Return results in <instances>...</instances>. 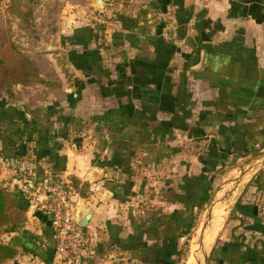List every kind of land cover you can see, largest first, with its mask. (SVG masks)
<instances>
[{
  "label": "crops",
  "instance_id": "1",
  "mask_svg": "<svg viewBox=\"0 0 264 264\" xmlns=\"http://www.w3.org/2000/svg\"><path fill=\"white\" fill-rule=\"evenodd\" d=\"M122 1L101 0L100 12L120 25L116 29L82 24L77 12L64 11L63 37L81 28L91 37L81 48L68 39L56 45L54 36L52 48L84 52L92 69L75 68L66 56L72 76L61 83V98L39 102L33 111L0 104V182L20 204L30 199L25 221L3 229L0 241H14L18 249L3 264H45L22 247L25 233L41 256L52 250L53 264L49 221L37 208L46 198L40 183L53 177L76 190L80 215L91 211L86 264H176L198 211L201 177L212 178L201 169L202 156L217 151L210 143H251L252 130L264 136V23L250 15L264 9V0H130L128 13ZM263 16L264 10L257 17ZM24 123L41 134L29 137ZM97 133L111 137L98 143ZM167 144L176 151L163 159L165 172L154 160L145 170L143 159H156ZM141 171H161L159 185L176 197L150 194V205H134L131 214V202L121 204L105 185L132 181ZM132 190L146 196L132 187L129 197ZM229 214L207 264H264V163Z\"/></svg>",
  "mask_w": 264,
  "mask_h": 264
},
{
  "label": "rangeland",
  "instance_id": "2",
  "mask_svg": "<svg viewBox=\"0 0 264 264\" xmlns=\"http://www.w3.org/2000/svg\"><path fill=\"white\" fill-rule=\"evenodd\" d=\"M87 1L88 0H4L0 2V20H2L5 29L8 31L11 42L16 46L18 51H20L34 63L38 73L37 80L32 81L28 85L15 84L12 85L8 91L4 89L0 90V104H2V102L6 104L9 103L10 105L13 104L15 106L24 107L33 111L32 108L35 105H39V102H45V100L52 98L53 96H56L58 99L61 98L63 94L61 89H64V86H61V83H69L72 76V74L68 73L67 68L64 67L66 56H68V62L71 63L69 56L73 52L78 55L85 54L84 52H79L78 49L71 48V46H65V48H70L69 54L68 52L65 53V51L63 52L61 50L56 51L54 48H52V46H54V36L58 40L56 45H58L57 43L60 45L65 43L64 45H67L66 43L70 39V37L65 38L60 34L62 28H65L68 23L64 17L66 15L64 11L67 12L72 10L77 12L76 21H79L82 24L95 23L107 28H114L111 26V24L120 26L112 18H106V16L102 14L103 12H100L102 6L98 9L95 7L94 3L89 5ZM121 4H123V7L125 5V9H127L125 10V13H128L132 8L130 7V9H128V7L132 5L130 0H123ZM80 15L83 16L82 19L78 18ZM93 16L100 17L106 23H97L95 20H92ZM122 30L123 27L121 28V31ZM75 46H80L81 48L83 47L81 45ZM59 52L63 54H60ZM56 63L59 64L58 66H62L56 68ZM67 77L69 80H67ZM42 105H46V103ZM258 118L259 120L262 119L260 116ZM262 121L261 124H264ZM261 124L259 123L258 125ZM2 128L3 127H0V131ZM97 134L98 143H107L111 137V135H109L108 139H104L102 138L103 136L101 134ZM250 136L251 139L249 141L251 143H246V139H244L245 143H234L236 146L233 144L229 146L227 143H210V147H215L217 144V151L210 150L208 151L209 154L206 153L207 155H203L205 152L202 154L203 160L201 161V169H205V172L209 173V176L213 178L212 194L210 201L203 208V211L198 217L193 228L187 235L185 234V240L182 243L179 253L180 255L176 261V264H185V261L192 253V249L194 248V251L196 250L202 227L207 224L209 211H211L212 220L215 209L217 207H222L223 215L220 222L221 225L219 224L220 229L218 230L215 238L212 239L213 241L207 245L204 242L209 238L207 233L213 229V223L208 224V227L205 230L203 229V235L206 237L203 242L201 264L204 263L205 257H207L208 260L210 259L211 249L214 246L221 229L230 216V209L232 208L235 199L238 197L240 191L246 185L249 178L255 174L264 163V157H261V160L258 163L259 166L257 165L256 167L257 169H254L250 173L246 171L248 170V164L253 159L257 158L260 153L264 152V136L261 135L258 130H252ZM163 146L168 151H162L156 159L154 156L152 158H148V155L143 159L141 166H144L145 170H150L151 162L154 160L158 163L159 167L163 168V172H165V163H162V161L163 159L169 157L176 150L175 148L170 147L168 144ZM220 146L222 148H220ZM188 149L192 150L190 148ZM141 166L140 168H142ZM140 168L138 170H141ZM241 170L246 172L243 177H239L241 176ZM143 171L139 172L134 180H129L128 182L124 181L123 184L119 183L120 185L118 182L112 185L114 182H116V179L114 181H106L108 183L105 185L106 188H109L115 195H117L116 199L121 204L131 202V206L129 207L131 214L133 209V211H135V209L138 208L134 205L139 204V206L142 207H147L145 203L150 205V199L153 200V197L151 198L150 194L154 196V199L156 198L155 196L157 192L159 193V196L160 194L162 196L166 195V192H168L170 197H174L171 196L173 195L171 194L173 191L170 189H164L163 185H159V181L161 182L163 177L161 171L149 174L144 173ZM131 176L134 177L135 175L132 174ZM132 187H136V189H138L137 191L141 190L146 196L142 198L139 196L140 193L136 195V192L132 190L131 193L134 194V196L129 197ZM25 219L26 216L24 220ZM2 240L6 241V235L2 238ZM193 262L194 259L192 264Z\"/></svg>",
  "mask_w": 264,
  "mask_h": 264
},
{
  "label": "trees",
  "instance_id": "3",
  "mask_svg": "<svg viewBox=\"0 0 264 264\" xmlns=\"http://www.w3.org/2000/svg\"><path fill=\"white\" fill-rule=\"evenodd\" d=\"M4 0H0L2 2ZM256 8V7H255ZM263 7L259 8V11L253 10L250 15L255 17V20L258 23H264V16L260 19L258 18V14L261 13ZM91 30L88 28L77 29L71 40L73 45H81L83 47L86 46L88 42V37H91ZM85 55V54H84ZM84 55H78L74 52L70 54V61L75 65L76 68L87 71L88 69H92L90 64L91 61L87 62L84 60ZM38 77L37 68L34 63L29 60L24 54L17 50L16 46L11 42L8 31L5 29L2 20H0V90L4 89L6 91L11 88L12 85L20 84V85H28L32 81H36ZM65 118H61V121H64ZM68 122H73L74 118H68ZM25 134L29 137L33 136V133H39L41 131H37L28 123H24ZM23 134V132L21 133ZM41 134V133H39ZM38 134V135H39ZM46 136H48L49 132L46 131ZM37 135V136H38ZM17 136V135H15ZM46 139V138H45ZM39 140V139H38ZM44 140V139H43ZM206 177H201V182L199 184L198 190L199 193L195 196L196 207L198 208L196 216L190 221L185 234H188L189 231L195 225L198 217L201 215L203 208L210 201V197L212 194V181L213 178L205 179ZM185 182L188 183V178H185ZM19 198H22V195H19ZM28 200L26 199L25 205L20 204L13 195L8 191L7 187L4 186L0 182V237L3 234V229H13L22 224L25 220V212L28 208ZM193 203V202H192ZM28 204V205H27ZM47 238L53 243L54 250V242L50 235H46ZM24 242L22 247L27 248L31 253L35 254L45 264H50L49 257L52 255L51 251H45V256H41L40 252L35 249V247L29 246L28 244H32V237L28 236L26 233L23 236ZM34 244V243H33ZM51 247V245H49ZM52 248V247H51ZM18 254V249L16 243L14 241H9L8 243H2L0 241V264H3L7 261L14 259Z\"/></svg>",
  "mask_w": 264,
  "mask_h": 264
},
{
  "label": "built area",
  "instance_id": "4",
  "mask_svg": "<svg viewBox=\"0 0 264 264\" xmlns=\"http://www.w3.org/2000/svg\"><path fill=\"white\" fill-rule=\"evenodd\" d=\"M92 20L99 24L106 23L96 16H93ZM111 26L116 28V25L111 24ZM40 185L46 192V198L37 205V208L46 215L49 221L48 230L54 242L52 263L86 264L85 228H79L74 220L77 207L76 190L69 183L54 177L46 179Z\"/></svg>",
  "mask_w": 264,
  "mask_h": 264
},
{
  "label": "water",
  "instance_id": "5",
  "mask_svg": "<svg viewBox=\"0 0 264 264\" xmlns=\"http://www.w3.org/2000/svg\"><path fill=\"white\" fill-rule=\"evenodd\" d=\"M94 4H95V7L99 9V8H101L102 2H101V0H94ZM260 154H264V152L260 153ZM245 173H246L245 171H242L240 177H243L245 175ZM79 207L80 206L76 207L74 220H75L76 225L79 228L84 229L87 226V223L89 221V218H90V215H91V211L90 210H84V211H82V213L80 215L81 211H79ZM208 216L209 217H208V220H207V224H205L202 227V230H201V233H200V237H199V241L197 243L198 244V248H197V251L195 252V256H194V264H201V257H202V254H203V232H204L203 229L205 230L208 227V223H209V221L211 219L210 214H208ZM207 260L208 259L206 257L205 264H207Z\"/></svg>",
  "mask_w": 264,
  "mask_h": 264
},
{
  "label": "bare ground",
  "instance_id": "6",
  "mask_svg": "<svg viewBox=\"0 0 264 264\" xmlns=\"http://www.w3.org/2000/svg\"><path fill=\"white\" fill-rule=\"evenodd\" d=\"M264 154H260L257 158H255V159H253L252 161H254V160H256V159H259V158H261V157H264L263 156ZM251 161V162H252ZM260 161H255V162H253L252 164H248L249 166H248V170H246V171H248L249 173L250 172H252L254 169H257L256 167H257V165H258V163H259ZM259 166V165H258ZM243 167V166H242ZM244 168V167H243ZM259 168V167H258ZM242 169V168H241ZM242 171V170H241ZM238 173H240V172H238ZM249 173H247V174H249ZM241 175V174H240ZM236 177V176H235ZM240 177V176H239ZM238 178V177H237ZM223 189V188H222ZM210 208V207H209ZM209 214H210V216H211V211H209ZM217 214H219V217H218V220H216V222L214 221L215 220V217L217 216ZM222 215H223V208L222 207H217L216 209H215V211H214V215H213V217H212V220L210 219V221H209V223L208 224H210V223H213V225H212V228L214 227V225H215V223H218L217 221H221L222 220ZM221 225V224H220ZM220 225L219 226H217L216 228H214V229H212L211 231H209L208 233H207V236L209 237L208 239H206L205 240V237H204V235H203V242H204V240L206 241V245L208 244V243H210V242H212L213 240L212 239H214L215 238V236H216V234H217V232H218V230L220 229ZM205 243V242H204ZM197 248H198V244H197V247H196V250L194 251V248L192 249V253L190 254V256H189V258H188V261H187V263L186 264H192V261H193V259H194V256H195V252L197 251ZM205 259H206V257H205ZM193 264H194V262H193Z\"/></svg>",
  "mask_w": 264,
  "mask_h": 264
}]
</instances>
